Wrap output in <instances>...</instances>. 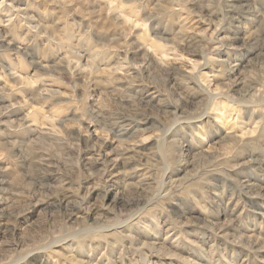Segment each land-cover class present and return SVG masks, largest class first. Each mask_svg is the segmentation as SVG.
<instances>
[{
  "label": "rangeland",
  "instance_id": "rangeland-1",
  "mask_svg": "<svg viewBox=\"0 0 264 264\" xmlns=\"http://www.w3.org/2000/svg\"><path fill=\"white\" fill-rule=\"evenodd\" d=\"M0 264H264V0H0Z\"/></svg>",
  "mask_w": 264,
  "mask_h": 264
}]
</instances>
